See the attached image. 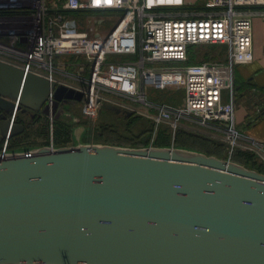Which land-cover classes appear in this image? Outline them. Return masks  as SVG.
Wrapping results in <instances>:
<instances>
[{"label": "water", "instance_id": "water-1", "mask_svg": "<svg viewBox=\"0 0 264 264\" xmlns=\"http://www.w3.org/2000/svg\"><path fill=\"white\" fill-rule=\"evenodd\" d=\"M51 89L56 119L86 102L0 60V145L24 132L15 109L46 116ZM84 131L0 153V264H264L263 174L174 146L84 143Z\"/></svg>", "mask_w": 264, "mask_h": 264}, {"label": "built area", "instance_id": "built-area-1", "mask_svg": "<svg viewBox=\"0 0 264 264\" xmlns=\"http://www.w3.org/2000/svg\"><path fill=\"white\" fill-rule=\"evenodd\" d=\"M200 1L202 8L189 0H65L63 8L51 9L47 0H0V60L82 92L87 96L82 113L89 120L113 95L142 104L144 111L131 112L150 119L156 129L167 125L176 132L188 122L217 130L230 155L240 148L264 162L259 150L264 146L245 138L235 122L236 69L254 59L249 8L264 6V0ZM63 11L84 12L86 19ZM112 14L119 22L103 30L114 21ZM215 44L226 47L224 62L189 64L191 46ZM61 56L82 58V76L61 70L56 63ZM112 56L123 60L110 61ZM149 89L183 90V103L152 101ZM54 94L51 89L44 105L52 147ZM17 115L15 109L11 124ZM10 140H3L1 154L10 150Z\"/></svg>", "mask_w": 264, "mask_h": 264}, {"label": "trees", "instance_id": "trees-1", "mask_svg": "<svg viewBox=\"0 0 264 264\" xmlns=\"http://www.w3.org/2000/svg\"><path fill=\"white\" fill-rule=\"evenodd\" d=\"M63 12L71 14L75 17H79L83 14L82 12H69V11H63ZM215 46H217V48H220L218 49L219 51L216 53L218 54L216 57L224 56L225 59L219 61V62H224L226 60L227 50L225 53L223 52V49H226V47L224 45H214L213 47ZM193 47H199V46H191L189 48V55H190L189 64H200V63L207 62V61H214V60H208V59H204L202 61H196V58L193 56V51H192ZM216 57H213V58H216ZM110 112L114 116L118 115L114 111H110ZM121 115H123V117L126 120H128L127 126L128 125L135 126L136 124L142 122L141 119L145 118L135 113H125L122 110H121ZM147 120L151 123V126L154 127L153 122L150 119H147ZM16 123L21 124L25 129L23 133H21L20 135L14 136L10 140V149L14 147L24 146V144H28L29 142L27 141L30 139L29 137H37V138L40 137L42 139H46V137L50 135L49 121L42 114L36 115L34 117H29L27 116V114H24L21 111H19L17 115ZM100 128L101 130H99V136L103 140L102 143L104 144L117 145V146H132V147H143L147 145V144L143 145L141 143L142 141L139 140V137L142 135L141 133L138 139L134 140L133 142L132 139L126 138L124 135L116 133L117 129L115 128V125H111L107 122H103L100 124ZM158 130H159V135H158V139L156 142L157 146H160V147L171 146L172 134H171L170 127L167 125H162L158 128ZM72 136H73L72 125L70 124V122H68L65 119V116H62L59 119H56L55 117V122H54V144L55 146L62 147V146L69 145L72 142V139H73ZM36 144L48 145L49 142L48 141L42 142V144L41 142H39L33 145H36ZM141 144L143 146H141ZM174 145H177L180 148L182 147L185 149L202 152L209 156H215L219 159H225V160L228 159V157H225V154H227V146L225 144L216 142L215 140L209 137L202 136L197 133H192L187 130L180 129L176 131L175 138H174ZM229 158L233 162L241 164L247 167L248 169L255 170L264 175V163L260 162L258 157L255 154L236 149L230 155Z\"/></svg>", "mask_w": 264, "mask_h": 264}, {"label": "rangeland", "instance_id": "rangeland-1", "mask_svg": "<svg viewBox=\"0 0 264 264\" xmlns=\"http://www.w3.org/2000/svg\"><path fill=\"white\" fill-rule=\"evenodd\" d=\"M192 1V5L196 4V6H193L194 8H202V1L200 0H189ZM83 14L81 16L78 17V19L80 21H84L86 19V14L84 12H82ZM90 15H95V14H90ZM115 19L113 22L108 24V27L103 29V30H108L111 29L113 27H116L117 23L119 22V19L116 17L117 14H112ZM83 27V25H82ZM216 45V44H215ZM214 45H204V46H199V47H193V56L196 58V61H202L204 59H208V60H214V61H220L225 59L224 56L221 57H216L218 54H216L220 49L217 48V46L213 47ZM227 49H223V52L226 53ZM216 57V58H213ZM75 58V59H74ZM61 59V62L63 61H70V62H76L77 64H81L83 63V59L82 58H78L75 56H64ZM127 59V58H126ZM110 61H119V60H123V58H120L118 56H112L110 59ZM189 60H190V55H189ZM57 63V61H56ZM58 64V63H57ZM61 80H63V77H59ZM185 96V93L183 90H176V89H170V90H154V89H149L147 90V97L148 99L152 100V101H159V102H163L165 101V103H169V104H174V105H179L183 103V98ZM109 100V104L111 106H114L116 108H118L119 110L124 111L125 113H130L132 111V108H139L138 110H142L145 108L142 104L140 103H134L133 101L129 100V99H125V98H121V97H117V96H106ZM176 103V104H175ZM69 114L72 116H65V119L70 122V124L72 125V133L73 131H75L76 129H78L79 127L81 128H85L86 131H84V134L86 136L85 140L87 142H92V140L96 143H102L103 140L100 138L99 136V130H101L100 128V124L103 122H107L111 125H115L116 133L118 134H122L124 135L126 138H130L133 140L138 139L140 133L142 134L139 137V140H141L143 146L141 144V146L143 147H148V146H156V147H160L157 146L156 142L158 139H155V134L157 133L159 135V130L156 129V127H152L151 123L147 120V119H141L142 122L136 124L135 126L131 125V126H127L128 124V120H126L123 115H121V112L116 116L112 115V113L110 112L111 110L108 111V109L105 108V106L103 107V109L101 110V114L100 116L98 115V117L95 120H89L86 117H84L83 113H82V105L81 103H76L74 105H67L66 106ZM132 113V112H131ZM75 117L77 118V121L75 123H73L72 118ZM187 130L189 132L192 133H197L200 134L202 136H206L209 137L213 140H215L216 142L225 144L227 146V154H225V157H230V148L228 143L225 141V135L217 130H213V131H209L208 129H204L200 126L197 125H191L188 122H183L182 126L178 129V130ZM171 130V134H172V141H171V146L174 147H179L177 145H174V138H175V134L176 132H174L172 129ZM177 130V131H178ZM118 131V132H117ZM73 137V136H72ZM30 139L27 141L29 142L28 144H24V146L22 147H32L34 146L33 144L35 143H39L41 142H50V135H48L46 137V139H42L40 137H29ZM73 140V139H72ZM72 144V142H71ZM70 144V145H71ZM104 144V143H103ZM36 145H40V144H36ZM69 145V146H70ZM110 145V144H109ZM117 146V145H116ZM121 147H130V148H143V147H132V146H121ZM165 147H170V146H165ZM180 148V147H179ZM182 148V147H181ZM237 150H242L240 148H236ZM235 149V150H236ZM248 152V151H246ZM252 153V152H250ZM253 154V153H252ZM258 157V156H257ZM259 161L264 163L262 161V159H260L258 157Z\"/></svg>", "mask_w": 264, "mask_h": 264}, {"label": "crops", "instance_id": "crops-1", "mask_svg": "<svg viewBox=\"0 0 264 264\" xmlns=\"http://www.w3.org/2000/svg\"><path fill=\"white\" fill-rule=\"evenodd\" d=\"M64 1L47 0V3L51 9H55L63 8ZM249 9L253 12L252 32L254 59L252 63L239 66L236 69L235 84L237 93L235 122L237 128L245 138L254 140L264 146V6H254ZM62 57L64 56L57 59L61 70L70 71L82 76L81 64L70 61L61 62L60 58ZM85 138L86 136L84 134V143H96L93 140L92 142H87ZM71 145H76L74 139ZM41 146L47 145H34L32 147ZM21 148L29 147L19 146L12 149ZM259 150L262 156H264V147Z\"/></svg>", "mask_w": 264, "mask_h": 264}, {"label": "flooded vegetation", "instance_id": "flooded-vegetation-1", "mask_svg": "<svg viewBox=\"0 0 264 264\" xmlns=\"http://www.w3.org/2000/svg\"><path fill=\"white\" fill-rule=\"evenodd\" d=\"M2 114H3V113L0 114V117L2 116ZM34 114H35V113H27V116H29V117H34V116H36V115H34Z\"/></svg>", "mask_w": 264, "mask_h": 264}]
</instances>
